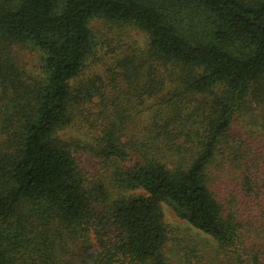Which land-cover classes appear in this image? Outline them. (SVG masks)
Instances as JSON below:
<instances>
[{"label":"trees","instance_id":"1","mask_svg":"<svg viewBox=\"0 0 264 264\" xmlns=\"http://www.w3.org/2000/svg\"><path fill=\"white\" fill-rule=\"evenodd\" d=\"M0 264H264V0H0Z\"/></svg>","mask_w":264,"mask_h":264},{"label":"rangeland","instance_id":"2","mask_svg":"<svg viewBox=\"0 0 264 264\" xmlns=\"http://www.w3.org/2000/svg\"><path fill=\"white\" fill-rule=\"evenodd\" d=\"M132 39H137L145 43V37L135 32L132 33ZM83 157V167L88 170L92 175L97 176L101 172V166L99 162L89 155L80 154ZM166 221L169 225L178 230L185 242L190 244H199L202 247L207 245V242L211 241L207 236L192 228L189 224L178 219L170 210H166ZM212 242V241H211ZM210 243V242H209Z\"/></svg>","mask_w":264,"mask_h":264}]
</instances>
